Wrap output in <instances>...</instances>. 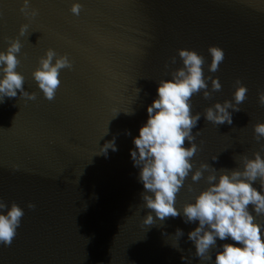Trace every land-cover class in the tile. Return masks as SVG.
Here are the masks:
<instances>
[{"label": "water", "instance_id": "1", "mask_svg": "<svg viewBox=\"0 0 264 264\" xmlns=\"http://www.w3.org/2000/svg\"><path fill=\"white\" fill-rule=\"evenodd\" d=\"M0 264H264V0H0Z\"/></svg>", "mask_w": 264, "mask_h": 264}]
</instances>
